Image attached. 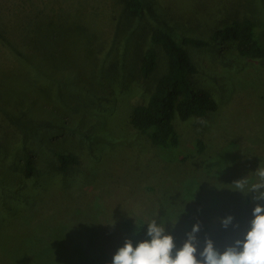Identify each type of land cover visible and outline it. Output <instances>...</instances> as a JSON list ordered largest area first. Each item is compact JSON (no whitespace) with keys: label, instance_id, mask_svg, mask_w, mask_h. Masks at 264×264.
<instances>
[{"label":"rangeland","instance_id":"1","mask_svg":"<svg viewBox=\"0 0 264 264\" xmlns=\"http://www.w3.org/2000/svg\"><path fill=\"white\" fill-rule=\"evenodd\" d=\"M125 2L0 0V169L8 171L0 174L8 178L0 180V264H111L126 240H150L154 220L177 248L191 219L201 227V245L211 237L223 249L264 204L248 191L264 169V59L241 57L235 43L214 40L222 22L251 17L264 24V0H145L143 15L132 20ZM161 25L178 40L209 42L184 48L198 66L195 86L219 107L202 119L176 117L181 142L167 151L131 123L167 67L156 45L157 68L147 80L139 72ZM24 86L37 101L24 93L14 100ZM27 115L55 124L33 136ZM64 148L80 163L67 176L47 173L56 167L55 149ZM28 156L41 172L22 180ZM228 216L239 228H223Z\"/></svg>","mask_w":264,"mask_h":264},{"label":"trees","instance_id":"2","mask_svg":"<svg viewBox=\"0 0 264 264\" xmlns=\"http://www.w3.org/2000/svg\"><path fill=\"white\" fill-rule=\"evenodd\" d=\"M125 1V12L129 19L132 20L143 15L145 0ZM162 25L154 27L151 32L152 44L140 57L139 72L141 77L147 80L150 79L151 74L157 68L156 45L163 47L167 67L155 82V86L148 100L134 107L131 114V123L139 132L148 136L154 145L160 147L161 151H167V149L177 147L181 142L180 132L174 123L176 117L181 121L195 117L202 119L205 118L209 111H216L219 107L217 100L207 89H200L195 86L193 76L198 72V66L193 61L189 52L184 48L187 44L201 47L208 45L209 42L204 39L188 36L178 40L170 27ZM219 28L214 35V40L220 38L235 43L237 53L241 57L258 60L264 59V24H261V22L251 17H243L230 22H222ZM89 52L92 53V50L89 49ZM94 83L95 80L89 81L90 87L88 94L91 95L92 99L94 98ZM59 87L62 88V84H59ZM10 89L21 91V87L11 86ZM27 89L28 87L24 86V91L17 95L14 100L17 102L20 95L23 96L24 93V96L28 100L37 101V99L28 93ZM42 91H45V89H42ZM47 97L54 98V91L53 94L49 93ZM63 100L65 104L68 103L65 98ZM50 101L48 102V107H51L50 104L54 102L52 100ZM77 102L78 106L81 105L78 99ZM71 103H68L69 108L77 106H72ZM5 113H8L13 119L20 118L16 113H10L8 111H5ZM58 115L60 116L61 114ZM27 117H29V123L32 126L31 135L33 136L38 130L45 127H53V124H55L50 119L39 120L29 115ZM18 120L20 121L21 118ZM22 122L25 124L27 121L23 120ZM31 135H28L27 140L32 137ZM196 147L198 153L203 152L205 143L201 138L197 140ZM54 152L56 167L51 166L49 169L46 167L47 173L48 171H53L54 168V170L67 176L73 171L74 166L80 163L79 156L71 151H66L65 148L55 149ZM39 171L41 172V169H39L34 159L28 156L25 159L23 167L24 176L21 179H30ZM7 172L6 170L0 169V174L2 175H7ZM0 180L3 179L0 178ZM3 181L8 182V178ZM189 225L193 227L195 222L190 219Z\"/></svg>","mask_w":264,"mask_h":264},{"label":"clouds","instance_id":"3","mask_svg":"<svg viewBox=\"0 0 264 264\" xmlns=\"http://www.w3.org/2000/svg\"><path fill=\"white\" fill-rule=\"evenodd\" d=\"M256 173L259 182L252 184L248 191L256 193L255 201H264V169ZM234 184L237 191L247 195L241 181ZM252 216L249 227L223 249L211 237H206L201 245L197 236L201 230L199 224L192 227L183 245L177 248L174 236L166 232V225L154 220L147 224L150 240L135 246L131 239L126 240L111 264H264V204L257 203ZM233 221L234 217L228 216L221 219V224L224 229L230 225L239 228Z\"/></svg>","mask_w":264,"mask_h":264}]
</instances>
